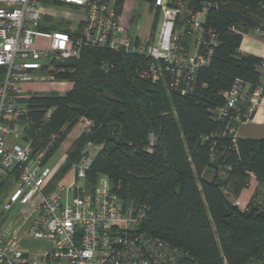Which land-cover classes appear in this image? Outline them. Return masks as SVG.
I'll use <instances>...</instances> for the list:
<instances>
[{
	"label": "trees",
	"instance_id": "1",
	"mask_svg": "<svg viewBox=\"0 0 264 264\" xmlns=\"http://www.w3.org/2000/svg\"><path fill=\"white\" fill-rule=\"evenodd\" d=\"M124 1L115 0L117 14ZM203 1L211 4L203 26L217 45L189 85L170 90L166 78H141V56L85 48L79 60L58 63L57 79L70 82L69 90L24 96L22 141H31L32 152L50 143L48 163L79 119L88 120L46 191L79 161L85 145H102L86 173V190L104 176L120 200L145 206L140 231L178 248L175 264H264V139L234 140L230 130L245 102L221 120L209 111L223 105L221 93L236 79L249 92L264 90L263 59L238 53L243 35L264 25V0ZM158 17L153 12L152 28ZM8 178L0 180L3 197ZM251 178L257 187L239 209L234 203Z\"/></svg>",
	"mask_w": 264,
	"mask_h": 264
},
{
	"label": "built area",
	"instance_id": "2",
	"mask_svg": "<svg viewBox=\"0 0 264 264\" xmlns=\"http://www.w3.org/2000/svg\"><path fill=\"white\" fill-rule=\"evenodd\" d=\"M161 17L156 39H137L119 23L115 0H0V180L16 174L2 211L22 208V223L0 231V264H175L181 252L140 231L146 207L125 203L111 192L108 179L98 178L87 191L84 179L96 153L89 146L75 164L72 179L46 191L54 171L45 159L51 144L35 152L22 141L19 119L23 86L50 82L64 91L70 82L58 80V63L77 61L83 49H106L146 59L139 76L167 88L189 85L198 68L207 66L217 45L203 26L210 3L203 0H153ZM57 16L69 18L63 24ZM54 24L64 30H46ZM233 29V27H231ZM264 40V25L253 29ZM264 82V60L260 64ZM236 79L222 92L223 105L210 109L224 119L242 102L245 112L234 117L236 128L251 119L264 101V90ZM184 91V90H182ZM85 128L89 121L81 118ZM230 132L234 134L235 129ZM234 137V136H233ZM235 140V139H234ZM237 206L236 202L234 203ZM51 245L32 254L19 238Z\"/></svg>",
	"mask_w": 264,
	"mask_h": 264
},
{
	"label": "crops",
	"instance_id": "3",
	"mask_svg": "<svg viewBox=\"0 0 264 264\" xmlns=\"http://www.w3.org/2000/svg\"><path fill=\"white\" fill-rule=\"evenodd\" d=\"M137 1L136 4H134L131 9L127 8L126 12L122 16V11L124 8V2L122 3L120 13L118 14L119 17V23L125 27L126 21L129 17V23L135 26V28L132 30L131 28H126L129 32V35L133 38L137 39H148L149 37V31H150V26L152 23V17L149 14H153L154 9L153 7L150 6L147 0H135ZM140 11V12H139ZM153 16V15H152ZM132 32H131V30ZM238 53L240 54H247V55H252L255 57H258L260 59L264 60V40L262 37L256 33L254 30H249L246 32L241 40ZM52 85V84H51ZM52 90L53 92L57 94H63L67 90L71 88V85H67L64 91L58 90V88L55 85H52ZM31 91L30 87L26 84L23 86V92L24 91ZM35 91L34 93H41L38 92L37 89L33 90ZM45 94V93H42ZM30 95V94H29ZM234 139H243V140H256V139H264V101L257 107L255 113L251 117L250 120L247 122L239 125L233 134ZM59 168V167H58ZM57 168V169H58ZM54 174L56 173L57 170H53ZM54 176V175H53ZM70 182V180H69ZM68 182V183H69ZM60 185H66L65 183H61ZM257 187V182L254 178L250 179L248 187L243 190L239 196V198L236 200V204L239 209H244L246 206L249 198L251 197L252 193ZM22 231V232H21ZM22 233L27 239V235L24 231V229H20L19 234ZM21 245L22 242L24 241L22 236L20 237ZM29 240V239H28ZM32 241V240H29ZM24 243V242H23ZM38 245L32 249V252L39 251L45 246H50L51 243L48 241H37ZM29 248V246H27ZM28 248L24 249L25 252H29ZM30 253V252H29Z\"/></svg>",
	"mask_w": 264,
	"mask_h": 264
},
{
	"label": "rangeland",
	"instance_id": "4",
	"mask_svg": "<svg viewBox=\"0 0 264 264\" xmlns=\"http://www.w3.org/2000/svg\"><path fill=\"white\" fill-rule=\"evenodd\" d=\"M136 3H137V1H135V0H125L124 1V8L122 11V16L126 12L127 8L131 9V7ZM148 15H151L152 23H153V16H152L153 14L148 13ZM70 17L64 18V16H57L56 18L53 19V21H61L63 24H66L67 22L68 23L70 22V20H71ZM125 20H127L125 27L129 29V28H131L130 26H132L131 29L133 30L135 28V26L133 24L131 25L128 22L129 17ZM152 23H151V26H152ZM160 23H161V17L159 16L157 21L155 22L153 28L150 26V31H149L150 35L148 38L152 39V37L154 36V38L156 39V37L158 35L159 28H160ZM60 25H62V24H60ZM63 27H65V25H63ZM132 30H131V32H132ZM27 85L32 90L31 91H29V90L24 91L23 96H25V97H27L29 94H34L35 91H33V90H35V89H37L38 92H41V93L53 92L52 87H51L52 85L50 82L37 81V82L28 83ZM21 101H22L21 105L24 106L23 102L25 101V98H22ZM84 129H85V126L83 125V120H81V118H80L78 121V124L71 130V132L67 136L66 140L61 144V146L56 150V152L53 154V156L48 161L47 166L51 170H57L58 167H60L61 165H63L65 163L68 150L70 149L72 143L79 137V135L82 133V131ZM54 139H55V137H51L52 142ZM89 146L95 147L96 153H98L102 148V145H94V146L93 145H85L82 148V150L80 151V155L84 151H86ZM76 163H74L73 165L70 166L69 170L63 175L61 181H59L56 185H59L61 183L67 184L69 182V180L72 179L73 174H74V168H75L74 166ZM8 179H9L8 182H10V184L8 185V187L6 189L5 196L3 197V195L1 196V194H0V231L9 223L11 224V226H16V227L22 223V220H21L22 219V211H21L22 208L21 207L15 206L10 211H2V207H3L4 202H6V200H7L8 193L17 184L16 178L13 179V177L10 176ZM23 229H24V227H23ZM19 236L20 237L22 236V238H24L23 239L24 243L22 242V247L24 249H26V248H28L27 246H29L28 250H30L29 252L32 254L33 253L32 249H34L38 245L37 241H29L22 233H20Z\"/></svg>",
	"mask_w": 264,
	"mask_h": 264
},
{
	"label": "water",
	"instance_id": "5",
	"mask_svg": "<svg viewBox=\"0 0 264 264\" xmlns=\"http://www.w3.org/2000/svg\"><path fill=\"white\" fill-rule=\"evenodd\" d=\"M217 185L218 186H221L222 185V180L221 179L217 181Z\"/></svg>",
	"mask_w": 264,
	"mask_h": 264
}]
</instances>
